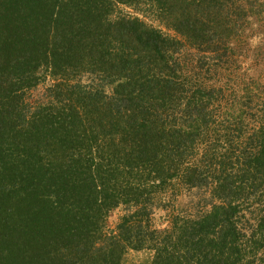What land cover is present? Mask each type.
Wrapping results in <instances>:
<instances>
[{"label": "trees", "instance_id": "16d2710c", "mask_svg": "<svg viewBox=\"0 0 264 264\" xmlns=\"http://www.w3.org/2000/svg\"><path fill=\"white\" fill-rule=\"evenodd\" d=\"M263 62L264 0H0V264H264Z\"/></svg>", "mask_w": 264, "mask_h": 264}, {"label": "rangeland", "instance_id": "374dc122", "mask_svg": "<svg viewBox=\"0 0 264 264\" xmlns=\"http://www.w3.org/2000/svg\"><path fill=\"white\" fill-rule=\"evenodd\" d=\"M149 8L148 5H139L134 7H128L125 5H117L115 14L116 16H123L126 18H138L139 20L145 22L148 26L160 30L164 35L168 37H175V34L167 29L158 19L155 10H152ZM246 41L244 39L242 42ZM262 66H257L254 68V72H251V74H245L244 69L241 66H238V68H242V72H238L237 76L239 80L251 78L254 80V82L258 81L259 87L256 90V94L259 95V98L264 99V62L262 63ZM253 68V65H252ZM204 78H210L208 76L207 71L200 72ZM207 76V77H205ZM251 76V77H250ZM257 98V97H256ZM255 124V123H253ZM168 195V197H170ZM168 202V201H167ZM168 205H172V208H167L166 210H159L156 211L154 217L152 218L154 226H163L166 223H168L172 216H176L177 214H184V211L187 209L188 214L194 212L196 200L193 197H189L186 194L183 196H175V198L170 199V202L167 203ZM124 213L122 212L121 208L115 210L113 213L110 214L107 222V231L113 232L115 231V227L119 222L120 217H122ZM153 259V252L149 250H143L140 252H135L131 250H127V252L124 254L122 258L121 264H151Z\"/></svg>", "mask_w": 264, "mask_h": 264}]
</instances>
